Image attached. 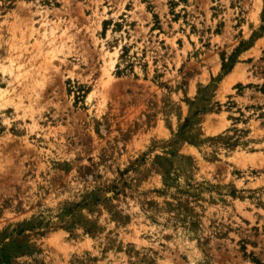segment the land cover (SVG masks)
Here are the masks:
<instances>
[{"label": "rangeland", "instance_id": "obj_1", "mask_svg": "<svg viewBox=\"0 0 264 264\" xmlns=\"http://www.w3.org/2000/svg\"><path fill=\"white\" fill-rule=\"evenodd\" d=\"M0 264H264V0H0Z\"/></svg>", "mask_w": 264, "mask_h": 264}, {"label": "trees", "instance_id": "obj_2", "mask_svg": "<svg viewBox=\"0 0 264 264\" xmlns=\"http://www.w3.org/2000/svg\"><path fill=\"white\" fill-rule=\"evenodd\" d=\"M239 50V49H238ZM235 61V58H234V56H232V59H231V62L229 63V62H224L223 63V70L225 71V72H227L229 69H231V67L233 66V62Z\"/></svg>", "mask_w": 264, "mask_h": 264}]
</instances>
